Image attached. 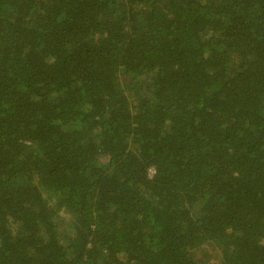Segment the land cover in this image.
Instances as JSON below:
<instances>
[{"label": "trees", "instance_id": "trees-1", "mask_svg": "<svg viewBox=\"0 0 264 264\" xmlns=\"http://www.w3.org/2000/svg\"><path fill=\"white\" fill-rule=\"evenodd\" d=\"M0 264H264V0H0Z\"/></svg>", "mask_w": 264, "mask_h": 264}]
</instances>
